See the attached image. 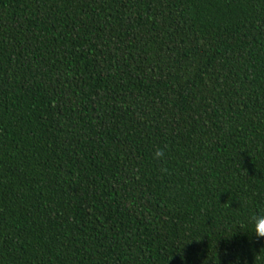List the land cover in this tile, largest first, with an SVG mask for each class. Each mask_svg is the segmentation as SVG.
I'll use <instances>...</instances> for the list:
<instances>
[{
    "label": "trees",
    "instance_id": "obj_1",
    "mask_svg": "<svg viewBox=\"0 0 264 264\" xmlns=\"http://www.w3.org/2000/svg\"><path fill=\"white\" fill-rule=\"evenodd\" d=\"M256 212L264 0H0V264H264Z\"/></svg>",
    "mask_w": 264,
    "mask_h": 264
},
{
    "label": "clouds",
    "instance_id": "obj_2",
    "mask_svg": "<svg viewBox=\"0 0 264 264\" xmlns=\"http://www.w3.org/2000/svg\"><path fill=\"white\" fill-rule=\"evenodd\" d=\"M163 155V151L158 149L154 153V158L160 159ZM237 229H240L244 233L250 234L256 239L264 238V212H256L251 214L244 222L243 228L237 227L236 230ZM237 264H239V261H237Z\"/></svg>",
    "mask_w": 264,
    "mask_h": 264
}]
</instances>
